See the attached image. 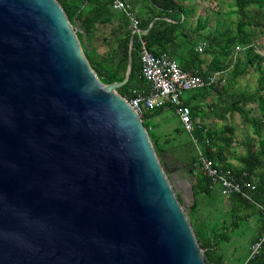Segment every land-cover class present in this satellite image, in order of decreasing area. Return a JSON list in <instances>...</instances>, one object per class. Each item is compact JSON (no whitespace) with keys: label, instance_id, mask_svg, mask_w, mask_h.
I'll use <instances>...</instances> for the list:
<instances>
[{"label":"water","instance_id":"water-1","mask_svg":"<svg viewBox=\"0 0 264 264\" xmlns=\"http://www.w3.org/2000/svg\"><path fill=\"white\" fill-rule=\"evenodd\" d=\"M130 68L101 83L56 0H0V264H205Z\"/></svg>","mask_w":264,"mask_h":264},{"label":"trees","instance_id":"trees-1","mask_svg":"<svg viewBox=\"0 0 264 264\" xmlns=\"http://www.w3.org/2000/svg\"><path fill=\"white\" fill-rule=\"evenodd\" d=\"M56 1L62 8L68 22L74 26V32L82 53L97 79L103 84L122 81L128 61L129 45L131 44V68L128 78L115 90L125 99L146 93L148 84L140 75L137 37L131 33L129 20L125 13L112 10L110 7L111 0ZM122 1L129 4V10L137 21L138 29L142 31L141 37L145 41L147 49L153 54L165 53L181 69L192 70L189 67L190 64H186L175 54L178 49L177 39L184 40L185 53L186 55L192 54L196 58L195 62H198L200 52L212 55L206 69L201 70L193 67V71L203 78L216 72L224 73V70L230 69L231 79H235L245 74L248 66L256 70L254 89L251 92L231 93L228 96L229 100L226 102L225 109L222 111L240 115L241 122L250 125L253 134V137L246 138L240 143L244 151L243 154L235 157L236 164L228 162L224 155L233 140V127L223 126L220 130L214 131L193 123L191 135L196 140L197 147L203 156L212 160L220 169H228L236 178L254 185V189L248 192L252 201H248L238 194H229L227 198L230 206L247 207L252 205L264 217V55L258 51H253L254 44L252 43L257 41L259 47H262L261 39L264 40V0H231L226 14L236 17L233 30L219 31V29H214L201 34L200 38L204 43L201 51H197L195 41H191L192 39L183 33L185 23L193 10L191 6L185 5L190 0ZM196 22L197 24L192 29L193 33L205 29L208 20L206 17H198ZM236 45L243 48L244 59L242 60L235 56ZM217 54L222 58L227 57V61H219ZM214 85L203 88L208 87L216 90ZM182 103L188 107L193 122L194 118L198 117L200 106L190 104L185 100ZM247 104H254V107H249ZM161 109L150 110L149 114L143 112L140 116L154 153L160 162L161 156L169 152L158 147L157 139L144 124V118ZM252 111L254 114L250 115ZM179 130H182L181 126ZM184 161L189 167L193 193V198L185 214L196 241L202 248L204 262L205 264L225 263L222 256L217 252V245L220 240L227 239V237L219 232L216 234L214 228H209L206 218L204 219L199 215L197 210V206L201 202L198 197L210 198L216 191L209 187L208 179L202 173L197 161V153ZM177 197L179 199V196ZM263 231L264 225H261L260 234ZM260 234L253 241L258 239ZM243 264H264V240L261 242L257 253L248 257Z\"/></svg>","mask_w":264,"mask_h":264},{"label":"rangeland","instance_id":"rangeland-1","mask_svg":"<svg viewBox=\"0 0 264 264\" xmlns=\"http://www.w3.org/2000/svg\"><path fill=\"white\" fill-rule=\"evenodd\" d=\"M229 2V3H228ZM223 4L218 8V12L212 7L210 12V19H207L209 27L213 31L214 29H222L225 31H232L234 28V21L236 17L233 15L227 16V10L231 0H223ZM228 3V6H227ZM257 33V30H255ZM261 39V44L263 43ZM257 41H253V51H258L264 55V45L259 47ZM238 58L239 56L236 55ZM222 75V76H221ZM257 72L254 68L248 66L247 74L239 78L238 86L233 87L234 92H251L255 87V79ZM226 74H219L218 84L222 79L225 80ZM223 83V81H221ZM215 84V85H217ZM217 88V86H215ZM198 92L197 89L184 92L181 97L186 98L190 93ZM209 98L216 102L217 106L212 111L206 109L205 103H201L202 111L198 113L200 116L204 111V121L208 123L213 129H218L222 124L230 125L234 128L232 136V144L226 152L229 157L230 163L236 164L235 157L243 154V147L240 143L246 139L253 137L251 127L248 124H244L240 120V115L237 113L232 115H226L223 119H220L219 113L223 111L227 98L221 93L212 92L208 95ZM249 107H254V104H247ZM254 114L252 111L250 113ZM144 124L148 130L157 139V145L160 149L166 150L169 153L166 154L171 162H177V160H186L190 156H195L197 153V144H195L188 133L180 129V123L178 116L173 107H164L158 112L144 118ZM178 130V131H176ZM185 175L182 174L181 178ZM190 179V178H189ZM186 195L183 197V209L186 211L191 203V199L188 198V191H185ZM200 199H204V196H199ZM199 213L206 217V223L209 228H214L215 232L222 233L227 237L219 241L217 246V252L222 256L228 264H243L249 255L250 241L260 234L261 225H264V217L261 215L255 206L247 207H231L227 196L221 195L216 192L200 202L197 206Z\"/></svg>","mask_w":264,"mask_h":264},{"label":"built area","instance_id":"built-area-1","mask_svg":"<svg viewBox=\"0 0 264 264\" xmlns=\"http://www.w3.org/2000/svg\"><path fill=\"white\" fill-rule=\"evenodd\" d=\"M110 7L112 10L122 11L128 17L130 31L136 35L138 41L137 54L140 64V75L148 84L146 93L137 94L125 99L128 105L139 117L144 110L150 111L164 107H173L182 130L188 133L191 140L196 144V140L191 135L193 122L190 118L188 107L182 103L181 95L186 91L214 85L219 73L216 72L203 78L193 70L181 69L165 53L153 54L147 49L145 41L141 37L142 31L137 27V21L129 10V4L122 0H111ZM203 45V42L200 43L197 50L200 51ZM240 48L242 47L236 45L235 51ZM197 161L202 169V173L208 179L209 187L223 196L238 194L248 201H252L248 193L254 189L252 183L236 178L228 169H220L212 160L203 156L198 147ZM263 240L264 231L258 239L250 243L248 257L257 253Z\"/></svg>","mask_w":264,"mask_h":264},{"label":"crops","instance_id":"crops-1","mask_svg":"<svg viewBox=\"0 0 264 264\" xmlns=\"http://www.w3.org/2000/svg\"><path fill=\"white\" fill-rule=\"evenodd\" d=\"M222 1L223 0H212V1H209V0H190V1H187L185 3V5L191 6L193 10H192V13L190 14V16L188 18V21L185 23L183 33H184V35H187L190 39H192L191 41H195V49H197L198 45L203 42L202 39L200 38V35L201 34H205L206 32L212 31L211 28L209 27V24H208V25H206L205 29L201 30L198 33H195V32L193 33L192 29L197 24L196 21H197L198 17H201V18H205L206 17L207 19H210L211 8L213 7L215 9V11L218 12V8L221 7V4H223ZM228 3H227V6H228ZM219 31H223V30L219 29ZM176 45L178 46L177 51H175L176 56L179 57V59L183 60L186 64H190L189 65L190 69L193 70V67L195 66L198 69L204 70V69H206L209 66L210 60L212 58L211 54H203L202 52H200V54L198 56V62H195L196 58H194L192 56V54L186 55L184 40L177 39L176 40ZM261 45L262 46L264 45V41H263V43ZM236 55L239 56V58L241 60L244 59L243 58V48H240L239 50H237L235 52V56ZM217 58H218L219 61H222V62L223 61L224 62L227 61V57L222 58L218 54H217ZM229 71H230V69H226V70L223 71L226 74L227 77L225 78V80L224 79L221 80V81H223V83H221V81H220L218 84L216 83L217 85H214V86H217V88L215 87L216 90H213L212 88H208V87L207 88H198L197 89L198 92H192L186 98H182L181 97V100L182 101L185 100V101H187L190 104H194V105L200 106L199 112L203 110V108L201 107L202 106L201 103L203 102V103L206 104L205 106H207L206 109L208 111H212L215 108V106H217L216 105L217 103L212 101L209 98L208 95L212 94L213 91L216 92V93H221V95L225 96L227 98V101H228L229 100L228 96L231 93H238V92H234L233 91V87L235 88V86H238L239 78H242V77H244L247 74V70H246L245 74H243L241 76H238L235 79H231V75H230ZM219 74H222V73H219ZM214 103H215V106H213ZM224 109H225V107H224ZM144 113L145 114H149V110H144ZM233 114H235V113H233ZM226 115L230 116L232 114H230V112H222V113L220 112L218 117H220V119H223ZM204 120L205 119H204V111H203V113L200 116L198 115V117L194 118L193 123H197L202 128H208V129H212L214 131L220 130L223 126H230V125L222 124L221 127H219L218 129H213ZM230 127H232V126H230ZM226 152H224V155L226 157V160L228 162H230L229 157L226 154ZM166 159H168V158H166V154H163L161 156V161H166ZM168 161H170V160L168 159ZM179 163L182 164V163H186V162L184 160H177V162H173V164H179ZM204 200L205 199H200L201 202L204 201ZM199 215H201V214L199 213ZM202 217L204 219L206 218L204 216H202ZM204 222H205V220H204ZM217 233L218 232H216V234ZM254 238L250 241V243L254 240ZM218 244H219V242H218ZM223 261L226 264H228L225 260H223Z\"/></svg>","mask_w":264,"mask_h":264},{"label":"flooded vegetation","instance_id":"flooded-vegetation-1","mask_svg":"<svg viewBox=\"0 0 264 264\" xmlns=\"http://www.w3.org/2000/svg\"><path fill=\"white\" fill-rule=\"evenodd\" d=\"M161 162L162 163L165 162L169 167H176V170L180 178L182 174L185 175V177L182 179H186L187 177H189V167L186 165V163L173 164V162L168 161V159H166V161H161Z\"/></svg>","mask_w":264,"mask_h":264}]
</instances>
